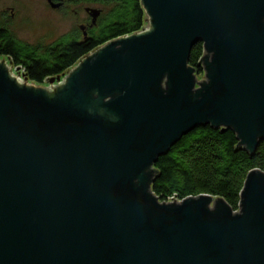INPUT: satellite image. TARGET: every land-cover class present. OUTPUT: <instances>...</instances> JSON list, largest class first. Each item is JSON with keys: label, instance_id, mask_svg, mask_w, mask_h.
I'll use <instances>...</instances> for the list:
<instances>
[{"label": "water", "instance_id": "obj_1", "mask_svg": "<svg viewBox=\"0 0 264 264\" xmlns=\"http://www.w3.org/2000/svg\"><path fill=\"white\" fill-rule=\"evenodd\" d=\"M140 2L147 29L51 90L0 61V264H264L261 170L236 212L151 190L158 158L197 127L233 131L250 155L264 142V0ZM198 43L202 81L188 65Z\"/></svg>", "mask_w": 264, "mask_h": 264}, {"label": "trees", "instance_id": "obj_2", "mask_svg": "<svg viewBox=\"0 0 264 264\" xmlns=\"http://www.w3.org/2000/svg\"><path fill=\"white\" fill-rule=\"evenodd\" d=\"M101 1L112 8L99 16L102 25L98 38L91 36L82 41L64 38L42 56L37 49L0 32V55L9 56L15 66L25 71L29 81L41 84L47 78L64 74L98 46L143 27L146 13L140 0ZM202 56L203 46L198 43L188 61L197 76L203 74L199 64ZM154 168L151 190L160 201H180L208 194L222 197L236 211L247 174L254 169L264 172V142L250 155L238 145L233 131L200 126L159 157Z\"/></svg>", "mask_w": 264, "mask_h": 264}, {"label": "rangeland", "instance_id": "obj_3", "mask_svg": "<svg viewBox=\"0 0 264 264\" xmlns=\"http://www.w3.org/2000/svg\"><path fill=\"white\" fill-rule=\"evenodd\" d=\"M51 2L54 5L59 4L58 7L51 6L49 0H0V27L8 32L7 35L10 38L37 49L39 55L44 56L48 49L55 47L58 41L64 38L78 41L91 36L98 38L100 36L99 28L102 25L99 16L107 14L109 9L112 8L110 5H105L101 0H65L64 7H61L62 0L57 2L51 0ZM86 9L100 10V15L91 28L88 27L91 16L86 12ZM80 25L85 26V36H83ZM149 25V20H145L143 27ZM89 54H92V51ZM3 59L8 64L10 75L15 76L18 82L20 79L21 82L19 83H23L26 77L25 71L19 66L10 64L7 57L0 56V61ZM74 67L75 65L60 75L59 81L55 80L53 83H48V78L41 84L26 79L25 81L27 84L51 90L57 84L65 82L68 76L67 72ZM197 79L198 81L204 79V71L201 76H197ZM167 202L170 203L173 200ZM236 211H239V209Z\"/></svg>", "mask_w": 264, "mask_h": 264}, {"label": "flooded vegetation", "instance_id": "obj_4", "mask_svg": "<svg viewBox=\"0 0 264 264\" xmlns=\"http://www.w3.org/2000/svg\"><path fill=\"white\" fill-rule=\"evenodd\" d=\"M55 2H57V1H60V0H54ZM63 2H62V6L61 7H64V5H65V0H62ZM50 3V2H49ZM52 4H54V3H52ZM50 5H51V3H50ZM60 7V8H61ZM94 25V23H92V17H90V19H89V24H88V27L89 28H91L92 26ZM80 27H81V29L83 30V36L84 35H86V32L84 31L85 30V26L84 25H80ZM0 32L1 33H8L4 28H2V27H0ZM1 57H7L9 60H10V63H12V61H11V58L9 57V56H3V55H0ZM13 64V63H12Z\"/></svg>", "mask_w": 264, "mask_h": 264}, {"label": "built area", "instance_id": "obj_5", "mask_svg": "<svg viewBox=\"0 0 264 264\" xmlns=\"http://www.w3.org/2000/svg\"><path fill=\"white\" fill-rule=\"evenodd\" d=\"M149 27V26H148ZM148 27H142L141 29H140V31H138V32H141V31H143V28L144 29H147Z\"/></svg>", "mask_w": 264, "mask_h": 264}, {"label": "bare ground", "instance_id": "obj_6", "mask_svg": "<svg viewBox=\"0 0 264 264\" xmlns=\"http://www.w3.org/2000/svg\"><path fill=\"white\" fill-rule=\"evenodd\" d=\"M140 31V30H138ZM138 31H135V32H138ZM5 65L8 66V64L5 62ZM18 80V79H17ZM19 82H21V80L19 79ZM213 203V202H212Z\"/></svg>", "mask_w": 264, "mask_h": 264}]
</instances>
